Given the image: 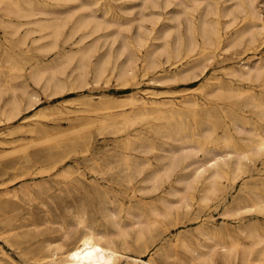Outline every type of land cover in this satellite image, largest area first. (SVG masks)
Listing matches in <instances>:
<instances>
[{"label": "bare ground", "instance_id": "obj_1", "mask_svg": "<svg viewBox=\"0 0 264 264\" xmlns=\"http://www.w3.org/2000/svg\"><path fill=\"white\" fill-rule=\"evenodd\" d=\"M51 1L55 7L65 2L78 5L62 18V11L43 0H0V5H8L4 8L8 16L27 20L19 24L10 19L2 21L11 30L10 36H16L23 25L28 26L17 41L21 46L32 34L48 32L32 40L50 38L51 42L40 49L44 53L54 50L56 57L45 63L36 61L27 73L28 79L48 90V98L78 93L65 101L79 98L90 107L101 104L99 135L102 139L110 135L112 144L109 147L104 139L100 146L91 134H79L78 143L89 152L83 162L100 166L98 184L69 178L72 166L81 162L58 152L65 148L73 153L78 144L74 141L19 158L20 167L50 163L30 175L29 183L25 180L21 191L27 194L32 187L50 190L58 178L71 189L96 185L100 191L92 215L72 206L63 211L48 209L45 204L33 208L27 203H0V212L19 210V229L27 227L21 221H42L34 225V231L14 233L13 242L8 236H0L19 256V264H264V51L256 59L222 68L226 78H207L206 84L195 87L196 91L208 87L209 81L214 84L209 93L200 96L191 88L136 89L112 99L114 105L108 107L102 96L94 99L87 93L91 85L107 81L111 75L122 88L135 81L139 60L136 51L147 44L152 31L145 33L143 22L155 26L160 18V13L153 11L156 9L164 14L140 59L142 72L163 63H170L175 70L152 77L151 84H192L204 75L205 62L217 50L244 46L259 51L264 45V16L254 0H140L133 42L122 37L117 47H113L116 32L110 30L128 24L106 18L107 7L99 10L103 16L100 19L99 12L92 8L98 0ZM78 11L83 13L75 17ZM69 23V33L63 36ZM78 32L81 35L74 39ZM61 39L76 48L60 49ZM101 39L110 42L98 52ZM6 61L10 69H18L16 61ZM10 77L14 80L23 76ZM16 90L25 97V110L34 109L39 102L26 82L5 87L0 84V100L2 94L10 93L0 110L6 121L19 115L22 100ZM227 98V111L233 114L228 122L218 117L219 113L225 116L218 100ZM76 112L67 113L68 122L79 119L76 114L70 116ZM34 115L43 116L45 110L38 109ZM49 128L39 123L31 133ZM57 168L58 174L52 175L50 171ZM111 173L116 175L115 187H107L113 181L108 177ZM213 204L220 210V223L211 214ZM12 221L6 217L0 220L9 225ZM188 225L193 227L172 234V230ZM2 257L17 264L4 252Z\"/></svg>", "mask_w": 264, "mask_h": 264}, {"label": "rangeland", "instance_id": "obj_2", "mask_svg": "<svg viewBox=\"0 0 264 264\" xmlns=\"http://www.w3.org/2000/svg\"><path fill=\"white\" fill-rule=\"evenodd\" d=\"M48 4H52L51 0H43ZM259 1V2H258ZM140 0H98L92 8L97 10V14L99 12L100 19H103V16L100 9L107 7L108 12L105 15L108 19H120L125 21L127 27H115L110 31H115V43L113 47H117L122 40V37H125L129 42H133V34L137 29L136 18L138 17L139 9L136 7L139 4ZM258 2V3H257ZM74 3V4H73ZM257 4V5H256ZM2 5V4H1ZM0 5V84L2 87H5L9 84L19 85L21 82H26L28 85V89L35 92L37 95L39 102L35 106L34 109L25 110V97H23L19 90H16V96L22 100V104L19 106V115L12 121H6L5 117L1 114L0 111V203H8L11 205L19 206V203H27L31 205L33 208L41 207L42 204H45L46 208L57 207L60 210H66L69 207H73L76 209H85L89 214L92 215L93 210L97 207L98 201L100 200V191L96 185L89 187L87 189H71L69 185L63 183L60 179H57V184L52 185L50 190L45 188H33L32 185H28L31 188L27 193L21 191V186L25 184V180L29 183L30 175L38 172L40 169L46 168L50 163H38V164H26L23 167L19 166V158H22L25 155H31L39 150L47 149L49 147H58L66 142H75L78 143L80 141L78 139L79 136H83L85 134H91L95 143L97 145L102 146V141L105 139L107 143H109V147H111L112 141L111 136L108 135L104 139L99 135V127L100 121L102 117L101 104H96L94 106H89L86 101H82L79 98L73 99L72 102H66L65 99L73 98L78 96V93H69L61 96H57L54 98H48V90L43 89L41 86L33 84L27 77V73L31 66H33L36 61H40L41 63L49 62L53 58L56 57V51H52L49 53H44L40 48L48 45L51 41L50 38H44L34 42L32 39L38 38L39 35L48 33L42 32L32 34L26 41L24 46L18 44V39L22 34L25 33L27 25H23L16 36H10L11 30L5 28V23L2 20L10 19L13 23L19 24V22L25 23L26 19H19L13 15L8 16L4 12V8H7L8 5L3 4ZM78 5L77 2H65L62 3L61 7L49 6L57 11H62L63 13L60 16L63 18L67 16V11L74 9ZM254 5L258 8L260 15L264 16V0H254ZM75 6V7H74ZM135 6V7H133ZM138 6V5H137ZM64 9V10H63ZM67 9V10H66ZM154 12L160 13L159 22L153 26L149 21L143 22V29L145 33H148L147 30L151 31V34L148 36L149 41L145 44L144 47L139 48L136 53L139 58L137 62V72L135 81L127 82L125 88H122L121 83L116 81V79L111 75L108 77L106 81H100L97 85H89L90 88L87 93L92 94L94 99L97 96H102L104 104L108 107H113L114 101L112 99L122 97L123 95L137 91L139 89H154V90H180L185 88H191L192 93L196 96L203 95L205 93H209L214 84L213 81H209L208 87H205L202 91H196L195 87L202 86L205 83L206 79L211 76H219L221 78H226L222 68H227L231 66L233 63L237 64L238 61H250L260 57L261 51H264V45L261 46L259 51L253 52L252 49H247L244 46L236 47L233 49H229L228 51L217 50L215 55L209 60L205 62L207 66L206 72L204 75L199 77L192 84H167V83H149V80L164 72L174 71L175 67L170 65V63H163L164 58L161 57L160 61L161 66L157 69H148L146 72H142V66L140 59L143 57L144 52L147 49L148 44L152 40V34L157 32L160 28V24L162 22L164 11L161 9L153 10ZM68 12V13H69ZM83 12L78 11L75 15L78 16ZM74 17V18H75ZM136 17V18H134ZM130 20V21H129ZM15 25V24H14ZM71 27V23L67 24L63 31V36L69 33ZM226 30L227 33L231 32ZM81 35V32L75 34L74 39L78 38ZM94 37V36H92ZM92 39V38H89ZM87 39L86 42L89 41ZM110 41L103 42V39L100 40L98 44V52H102L108 45ZM69 43V42H68ZM68 43H63V40L58 41V45L60 49L73 50L76 46L69 45ZM255 54V55H254ZM257 54V55H256ZM10 55V56H9ZM13 60H12V59ZM10 59L12 62L17 64L18 69H10L9 62L6 60ZM213 65V66H212ZM219 66V67H218ZM226 66V67H225ZM20 68V69H19ZM214 69V70H213ZM70 67L66 69V74L69 72ZM207 73V74H206ZM209 73V74H208ZM16 74L17 76L22 75L23 77L16 79H11L10 75ZM207 76V77H206ZM62 80H65V76H59ZM87 81L91 82L90 75L87 76ZM169 87V88H168ZM125 89V90H123ZM137 89V90H136ZM127 90V91H126ZM209 91V92H207ZM10 93L2 94V98L0 100V110L3 108L4 104L8 100ZM212 102V101H211ZM219 103H222V107L225 110V116H221L219 113L218 117L220 119H225V121H229L233 114L230 110L227 111V104L229 102V98L218 100ZM226 102V103H225ZM214 103V102H212ZM54 105L58 106L57 109H54ZM104 105V106H105ZM215 106V104L213 105ZM95 107H97V110ZM38 109H44L45 115L43 116H35L34 113L38 111ZM99 109V110H98ZM72 110H78V112L71 114L70 116H79V119H76L73 122H68L67 116L68 112ZM76 114V115H75ZM99 122V123H98ZM47 124L51 126L47 131H34L31 133V130L39 124ZM22 126V128H19ZM76 129L80 130L77 133H72L71 130ZM219 131V130H218ZM4 132V133H3ZM81 134V135H79ZM99 135V136H98ZM98 138V139H97ZM42 139V140H41ZM74 139V140H73ZM46 140V141H45ZM98 140V141H97ZM43 141V142H41ZM3 142V143H1ZM6 142V143H5ZM40 142V143H39ZM34 143V144H33ZM38 144V145H37ZM29 145V146H28ZM25 146L26 149L23 147ZM22 148V149H21ZM27 152L25 154V151ZM70 149H60L59 155L65 156L69 155L71 159H78L81 163L77 166H72L71 175L69 178L71 180H82L85 183H91L90 181H94V183L98 184V179L100 177V166L99 164L88 165L83 162V160L89 154L88 151L85 150L83 144H76L73 148V153L69 152ZM68 152V153H67ZM76 153V154H75ZM79 153V154H78ZM198 158H202V154L198 153ZM84 158V159H83ZM41 167V168H40ZM82 168V169H81ZM78 169V170H77ZM60 168L51 170L50 173L52 175L58 174ZM77 171V172H76ZM73 172V173H72ZM27 174V175H26ZM23 176V177H22ZM84 176V177H83ZM115 174L111 173L108 177L112 182L108 184L107 187H115ZM67 181V180H65ZM64 184V185H63ZM106 186V184H105ZM213 203V202H212ZM71 207V208H72ZM215 204L211 205V214L213 216L214 221L217 223L221 222V218L219 216V208L215 209ZM219 210V211H218ZM5 213V214H4ZM38 211L35 210L34 214H37ZM9 218L14 221L9 224H4L0 222V236H8L9 240L13 242L15 239L14 233H19V231L24 232L26 230L34 231V225H41V220L36 221H21L20 224H24L27 227H23L19 229V210L14 212H9L8 210H4V212H0V220L3 218ZM56 222H59V218H55ZM34 222V223H33ZM33 223V224H32ZM55 227L57 225H54ZM14 227H17L14 231L12 230ZM193 225H188L187 227H180L178 229L172 230V234H175L179 231L191 229ZM27 228V229H26ZM40 228V227H39ZM42 227L40 229H44ZM32 229V230H31ZM12 230V231H11ZM11 231V232H10ZM18 247L19 250V239H18ZM2 252L8 254L17 264H19V256L10 248L6 243H4L0 239V262L2 264H10L11 262L7 260V258L2 257ZM38 255H43L45 253H38Z\"/></svg>", "mask_w": 264, "mask_h": 264}]
</instances>
